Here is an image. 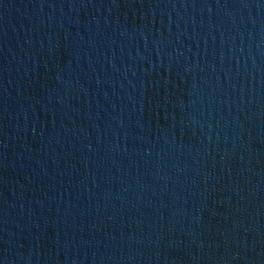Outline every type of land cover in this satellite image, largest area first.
I'll return each instance as SVG.
<instances>
[{
	"label": "water",
	"instance_id": "water-1",
	"mask_svg": "<svg viewBox=\"0 0 264 264\" xmlns=\"http://www.w3.org/2000/svg\"><path fill=\"white\" fill-rule=\"evenodd\" d=\"M0 264H264V0H0Z\"/></svg>",
	"mask_w": 264,
	"mask_h": 264
}]
</instances>
